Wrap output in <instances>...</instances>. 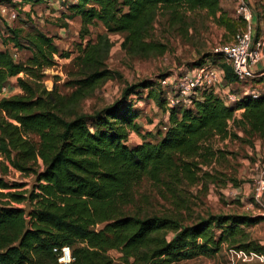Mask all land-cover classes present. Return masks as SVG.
Wrapping results in <instances>:
<instances>
[{
    "label": "trees",
    "instance_id": "obj_1",
    "mask_svg": "<svg viewBox=\"0 0 264 264\" xmlns=\"http://www.w3.org/2000/svg\"><path fill=\"white\" fill-rule=\"evenodd\" d=\"M19 1L34 6L48 0ZM62 1L69 16L80 18L81 40L74 44L73 58V51H60L54 37L39 29L22 34V28L6 26L8 36L2 39L0 95L13 80L20 89L0 97L2 171L10 167L33 174L34 180L29 190L22 191L21 183L10 185L0 176V264H116L107 253L110 249L120 253L118 264H171L214 254L225 242L264 256V244L243 231L263 222L264 214L208 213L183 223L171 213L125 209L144 177L172 197L178 185L196 183L203 162L214 154L206 145L212 137L239 138L233 131L239 128L244 141L252 143L254 136L263 139V92L226 104L212 90H204L192 107H167L160 79L156 84L144 78L126 83L117 99L91 114L81 110L82 100L98 85L119 76L106 63L112 45L109 34H123L121 48L129 56L160 55L168 46L154 35L158 15L174 26L184 13L198 9L235 35L239 26L221 9L220 0ZM260 20L264 21V14L255 13L256 38L261 37ZM97 22L105 32L85 39ZM8 44L30 55L15 60ZM55 54L72 58L66 93L55 82L50 89L43 83L45 68L56 64ZM223 57L217 56L225 83L241 84ZM193 64L207 61L201 58ZM256 78L264 87V71ZM144 89L169 111L165 129L154 137L141 133L135 121L140 112L130 98ZM131 132L140 141L128 145ZM23 202L29 206L28 220L18 205ZM63 246L71 248L69 263H59L53 251Z\"/></svg>",
    "mask_w": 264,
    "mask_h": 264
},
{
    "label": "rangeland",
    "instance_id": "obj_2",
    "mask_svg": "<svg viewBox=\"0 0 264 264\" xmlns=\"http://www.w3.org/2000/svg\"><path fill=\"white\" fill-rule=\"evenodd\" d=\"M254 9V13L264 14V0H247ZM238 0H220V7L229 18L236 21L239 28L243 24L237 13ZM0 4L6 6V13L0 14V47L3 46L2 39L8 36L6 26L22 28L23 33L41 30L54 37L60 51L70 52L73 58L76 52L74 44L79 43L80 18L69 16V12L62 0H48L34 6L22 5L19 0L4 1ZM11 13L15 16L11 17ZM164 19V18H163ZM261 38H264V21L260 20ZM155 38L167 42V50L160 55L139 58L129 56L121 48L123 34H109L112 42L106 63L119 73L118 77L108 79L98 85L93 93L81 102V110L91 114L107 104L112 103L121 93L126 83H132L144 78L158 83L159 79L167 76H178L190 71L195 67L193 64L197 59H204L207 64L220 65L217 58L233 40L234 34L228 33L216 18L209 16L205 10L187 11L184 16L176 21L174 26L163 22L158 15L154 25ZM90 34L85 39L96 37L98 33H104L105 29L99 22L90 26ZM235 31V33H236ZM8 47L16 51L11 44ZM19 59H26L30 54L26 49L17 50ZM59 57L55 54L54 66L45 68L43 83L50 89L55 82L58 89L69 92L70 88L65 85L69 79V72L73 69L71 59ZM225 61V57L222 58ZM257 77V76H256ZM253 77L242 84H234V92H242L244 88L257 89L264 93L262 83ZM160 83V82H159ZM161 84V83H160ZM159 85V84H158ZM157 85V86H158ZM163 85V84H161ZM15 83L8 87L7 96L16 93ZM170 87H163L162 96L166 97ZM149 89L140 90L130 98L134 107L140 112L137 122L141 133H148L154 137L163 130L168 121V112L165 104L162 106L155 102L154 98L147 96ZM4 96V95H3ZM179 106L178 108H183ZM239 112H237L238 114ZM239 138L230 135L226 138L214 136L207 141L214 154L208 157L202 164L199 179L194 184L183 183L177 186L175 197L169 191L153 183L144 177L136 187L135 196L131 204L125 207L127 211L139 212L140 214H174L183 223L194 222L200 216L208 213H253L264 214L263 203L254 201L253 184L257 175L264 169V138L251 137L252 143L242 140L243 133L239 128H233ZM140 141V136L131 132L127 144L133 145ZM6 164V163H4ZM3 158L0 155V176L9 183L22 184L18 190H29L33 185L34 175L24 174L13 168L3 169ZM209 173L207 176L205 173ZM182 205L181 207L177 206ZM25 209V216L29 206L27 202L18 204ZM252 239L264 244V221L255 225L244 227ZM219 233V230L216 231ZM167 233V237L172 236ZM239 236H237L238 238ZM236 245V244H235ZM235 245L222 243L220 248L211 255H199L187 260H178L171 264H264V256L254 252H243ZM71 251V248H69ZM116 264H118L120 253L115 249L108 252Z\"/></svg>",
    "mask_w": 264,
    "mask_h": 264
},
{
    "label": "built area",
    "instance_id": "obj_3",
    "mask_svg": "<svg viewBox=\"0 0 264 264\" xmlns=\"http://www.w3.org/2000/svg\"><path fill=\"white\" fill-rule=\"evenodd\" d=\"M6 13V6L0 4V14ZM237 13L245 22L242 30L237 31L232 42L223 49V55L230 64L234 75L244 83L257 76L255 67L258 63H264V38H256L254 35V9L247 0H238ZM11 17L15 14L11 13ZM162 87H170L166 95L167 107L193 106L195 100L199 99L204 90H212L220 96L226 104L236 102L240 97L249 94L257 97L262 92L257 89L244 88L242 93H236L232 89V83H225L224 71L219 66L203 64L183 72L178 76H167L159 80ZM241 83V84H242ZM9 87V86H8ZM8 87L2 88V94H7ZM165 129V126L163 127ZM254 201L263 203L264 196V169L257 175L253 184ZM264 208V204H262ZM57 253L59 263H69L72 260L71 251L68 246L60 250L53 249Z\"/></svg>",
    "mask_w": 264,
    "mask_h": 264
},
{
    "label": "crops",
    "instance_id": "obj_4",
    "mask_svg": "<svg viewBox=\"0 0 264 264\" xmlns=\"http://www.w3.org/2000/svg\"><path fill=\"white\" fill-rule=\"evenodd\" d=\"M76 17H78V16H76ZM79 18V17H78ZM3 47V46H2ZM2 47H0V48H2ZM10 49V48H9ZM12 50V48L10 49V51ZM17 53H18V51H14L13 52V57H14V59L15 60H21V59H19L18 58V56H17ZM255 71L258 73V75H261V74H263V71H264V63H258L257 65H256V67H255ZM13 83H15V81L13 80ZM232 86H234V84L232 83ZM17 92L16 93H18V92H20V89H19V87L16 85V83H15V88H14ZM243 91V90H242ZM238 93V92H237ZM239 93H242V92H239ZM14 94V93H13ZM4 94H2V95H0V97L1 96H3ZM10 95V94H9ZM5 96H7L6 94H5ZM136 120H137V118H136ZM135 120V121H136ZM137 122V121H136ZM138 123V122H137ZM139 124V123H138Z\"/></svg>",
    "mask_w": 264,
    "mask_h": 264
}]
</instances>
